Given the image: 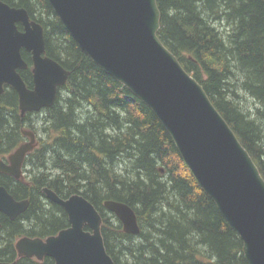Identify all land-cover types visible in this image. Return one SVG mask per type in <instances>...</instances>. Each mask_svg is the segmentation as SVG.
<instances>
[{"label": "trees", "instance_id": "obj_1", "mask_svg": "<svg viewBox=\"0 0 264 264\" xmlns=\"http://www.w3.org/2000/svg\"><path fill=\"white\" fill-rule=\"evenodd\" d=\"M2 1L27 9L44 27L46 55L70 72L54 106L39 113L22 117L10 86L0 100V156L24 142L23 130L38 136L32 192L47 187L90 201L115 264H248L242 240L149 107L82 52L48 0ZM157 4L159 38L202 84L264 178V0ZM23 57L29 67L20 73L33 88L32 56ZM110 200L133 207L138 235L125 233L105 209ZM49 213L38 212L33 230L67 224L65 213L58 222Z\"/></svg>", "mask_w": 264, "mask_h": 264}, {"label": "water", "instance_id": "obj_2", "mask_svg": "<svg viewBox=\"0 0 264 264\" xmlns=\"http://www.w3.org/2000/svg\"><path fill=\"white\" fill-rule=\"evenodd\" d=\"M48 1L82 52L159 119L201 187L242 240L247 263L264 264V178L202 84L159 38L157 0ZM23 51L32 56L33 88L20 73L29 67ZM69 76L67 69L46 55L44 27L31 19L27 9L0 0V100L5 86H10L18 94L22 117L40 112L54 106ZM23 133L30 141L9 156V165L0 160V170L16 178L36 146L35 134ZM44 192L63 207L71 227L46 240L20 239L19 257L42 260L47 256L56 264H115L106 250L103 218L95 206L80 194L64 200L51 189ZM27 206V201L18 202L0 187V211L11 220ZM104 206L118 217L126 233H140L129 205L110 200Z\"/></svg>", "mask_w": 264, "mask_h": 264}, {"label": "flooded vegetation", "instance_id": "obj_3", "mask_svg": "<svg viewBox=\"0 0 264 264\" xmlns=\"http://www.w3.org/2000/svg\"><path fill=\"white\" fill-rule=\"evenodd\" d=\"M25 140L23 143L29 140V137L24 136ZM22 143V144H23ZM35 150V149H34ZM32 150L29 152L23 162L21 168V175L19 178L15 176L3 172L0 170V187H5L10 194L14 196V198L18 202L27 201L28 206L25 212L19 215L14 220H11L5 213L0 211V262L1 263H15V264H22L23 262L27 263L30 262L32 264H56L55 261L51 257H44L42 260H39L36 257L29 258V257H19L18 251L16 249L17 242L22 238H32V239H42L46 240L49 237L57 236L61 231L67 230L71 227L69 222V217L63 207L51 199L48 198L44 189L47 187H43L39 192H32L33 187H35L34 183L38 184L37 181H33L32 178L38 175L40 167L36 166L34 155ZM15 151V150H14ZM8 152L0 156V160L5 164L9 165V156L14 152ZM37 163V162H36ZM50 189V188H48ZM53 190V189H51ZM60 198L67 200L71 196H62L59 195L55 190H53ZM26 192L29 193V197H24ZM35 193V194H34ZM37 196V197H36ZM35 198V206L30 210L31 213H27L31 206V199ZM39 203V205H38ZM50 212L49 214L52 215L53 220L58 222V218L61 217L58 214L67 215V224L63 225L55 223V226L46 229V231L37 232L33 230L38 225L35 222V216H37L38 212ZM13 222H16L15 226L12 225ZM111 225H113L111 223ZM103 227V224H102ZM12 228V229H11ZM85 231H91L88 227H85ZM102 231V230H101ZM103 236V234H102ZM104 238V237H103Z\"/></svg>", "mask_w": 264, "mask_h": 264}, {"label": "bare ground", "instance_id": "obj_4", "mask_svg": "<svg viewBox=\"0 0 264 264\" xmlns=\"http://www.w3.org/2000/svg\"><path fill=\"white\" fill-rule=\"evenodd\" d=\"M65 179V178H64ZM133 208V207H132ZM12 229V228H11Z\"/></svg>", "mask_w": 264, "mask_h": 264}, {"label": "rangeland", "instance_id": "obj_5", "mask_svg": "<svg viewBox=\"0 0 264 264\" xmlns=\"http://www.w3.org/2000/svg\"><path fill=\"white\" fill-rule=\"evenodd\" d=\"M242 94H243V92H242Z\"/></svg>", "mask_w": 264, "mask_h": 264}]
</instances>
